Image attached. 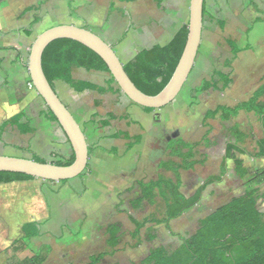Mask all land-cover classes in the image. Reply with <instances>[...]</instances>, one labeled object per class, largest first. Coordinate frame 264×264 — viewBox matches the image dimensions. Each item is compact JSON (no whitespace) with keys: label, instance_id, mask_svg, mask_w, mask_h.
<instances>
[{"label":"rangeland","instance_id":"1","mask_svg":"<svg viewBox=\"0 0 264 264\" xmlns=\"http://www.w3.org/2000/svg\"><path fill=\"white\" fill-rule=\"evenodd\" d=\"M160 1L1 0L0 17L11 25L10 28H31L34 40L44 30L56 25L88 27L112 43L124 64L129 63L139 51L160 44L164 49L161 56L164 66L149 68L145 76L165 84L174 70L169 48L178 46L179 33L189 22L190 5L184 6L181 0ZM223 3L222 11L218 10L216 17L226 22L224 28L217 18L214 21L206 19L193 71L179 96L168 106L147 112L133 102L134 109L130 111L121 105V97L114 93L93 91L84 94L88 113H98L93 114V118L108 116V111L115 114V118L109 117L112 126H106L103 134L121 129L128 130L132 136H142L133 148H128V141L123 137L110 141L105 139L106 135H101L104 145L100 149L99 145L95 146L99 141L88 135L92 153L88 173L83 177L67 182H42V185L24 180L4 189L0 187V264H31L26 260L39 248L44 250L46 244L52 246V253L43 264H86L90 256L104 251L110 255L98 264H141L156 247L164 246L169 252L181 248V236L189 237L195 233L202 218L243 193L245 185L242 184L247 179L231 175L229 181H235V184L229 187L227 183L209 185L193 208L170 222V230L165 224L149 223L138 237L133 235L135 224L130 216L140 221L164 216L165 203L161 198L156 205L145 202L139 208L133 207L132 201L142 195L139 181L155 180L159 175L174 177L171 171L160 167L162 160L170 158L166 150L170 139L183 138L193 145L199 144L196 147L197 158L204 154L208 156L207 162L196 165L194 170L181 171L185 182L182 190L187 196H192L207 175L219 172L227 142L233 138L231 130L234 127L239 126V130L248 135L241 146L249 152L256 149L263 136V122L254 112H240L229 121L207 119L205 116L207 111L218 105L233 106L248 100L263 84L264 78V27L247 33L255 12L245 9L239 12L240 6L236 9L231 5L230 8L224 0ZM38 6V10L21 15L25 8ZM35 19L39 20L36 22ZM13 35L19 37L24 34L18 31ZM229 41L236 42L242 51L235 54ZM228 60L234 69L228 88L223 89L220 81L215 86L202 89L206 82L218 80L217 70H229L226 67ZM74 77L107 86V78L110 79L111 74L78 68ZM114 86L119 87L117 84ZM261 101L264 102V96ZM40 104L47 111L42 98ZM126 112L133 125L126 126L119 119V115ZM41 128L45 134L55 133L50 127ZM207 134V139L215 144L207 146L208 140H204ZM48 138L38 139V144L51 145L47 143ZM25 154L31 156L27 152ZM244 160L251 168L255 164L248 157ZM229 164L233 167V159L228 160ZM37 219L43 223V236L14 243L13 238L19 236L21 224ZM112 224L121 226L120 243L114 248L108 244V227ZM149 234H155L156 238L148 241L146 236Z\"/></svg>","mask_w":264,"mask_h":264},{"label":"trees","instance_id":"2","mask_svg":"<svg viewBox=\"0 0 264 264\" xmlns=\"http://www.w3.org/2000/svg\"><path fill=\"white\" fill-rule=\"evenodd\" d=\"M121 1L132 2L134 0ZM39 8V6L27 7L22 12V15L34 9L38 10ZM38 20L35 19L36 22ZM217 21L223 29L226 22L222 19H218ZM251 29L249 28L247 33ZM27 30L31 34L32 29L29 28ZM187 36L188 25L183 26L179 33L178 46H171L169 48V58L171 64L174 66V70L183 52ZM229 44L235 54L242 51L236 42L229 41ZM247 48H249V45H247ZM163 53L164 49L162 45L157 44L151 48H145L139 51L129 63H123L129 77L137 87L147 94L155 95L159 93L169 82L174 72L173 70L165 84L158 80L151 81L145 76V71L149 70V68H160L164 66L161 58ZM226 67L229 69L228 71L217 70L215 75L218 77V80L214 79V81L206 82L202 89L215 86L220 81L223 82V89H227L232 83L231 74L234 69L231 67L229 60L226 62ZM74 68L110 73L107 64L98 54L77 41L58 39L46 48L43 54V69L52 85H54L55 80H62L79 92L92 90L100 94H115L121 91L119 87L115 88L114 84H117V82L112 75L107 82V86H103L84 79H75L73 75ZM263 96L264 78L263 84L253 92L248 100L241 101L233 106L218 105L215 109L207 111L205 116L207 119L219 118L222 121H229L238 116L242 111L247 113L254 112L262 120L264 128V102L261 101ZM46 107L48 119L58 122L55 114L47 105ZM143 108L147 112H153L155 110L153 108ZM22 117V114L15 117L19 130L23 134L31 132L32 130L29 126L20 124ZM102 125L104 127L109 126L110 121H102ZM112 137H123L127 140L134 139L133 142L127 144L128 148H133L142 138L140 134L132 136L128 132L116 133ZM207 137L208 134L204 137L205 141L208 140ZM231 137L233 138H230L227 142L226 154L220 165L219 172L207 176L203 184L192 196L185 195L181 190L183 185L181 171L193 170L196 165L206 163L207 156L197 158L196 147L199 144L193 145L183 138L170 139L168 141L166 150L170 158L168 160H162L160 163V167L165 171H171L174 177L159 175L155 180L139 181L142 195L132 201V206L139 208L145 202L153 206L157 204L158 198H161L165 203V213L162 218L147 217L142 221L137 220L134 216H130L131 221L135 224L134 237H138L142 229L149 223L165 224L166 228L170 230V222L180 218L188 210L193 208L201 200L203 191L209 185L223 181L224 176L228 172L229 159L234 160L237 175L243 180L247 179L244 184L243 195L232 198L228 202L218 206L205 218H202L196 232L189 237L181 236L183 240L181 248L169 252L164 246L156 247L142 260L141 264H264V214L258 208L259 199H264V168L250 172L243 166L244 161L236 157V153H243L254 158H264V135L257 142L253 154L241 146L248 135L239 130V126L231 130ZM213 144L215 142L213 143L208 140L207 146ZM91 153L92 150L90 148V155ZM32 158L40 162L47 161L37 155H32ZM175 158H178L179 161ZM74 160L75 154L73 152L68 159L58 160L54 163L58 165H70ZM86 173H88V169L79 177H83ZM32 179L36 178L22 173L0 172V184ZM42 225L36 220L24 223L22 228L23 238L31 239L40 236L42 233ZM120 231L121 226L119 224H112L108 227V244L110 247L114 248L119 245ZM155 238V234L146 236L148 241H153ZM140 243L141 239L139 238ZM44 248V250L40 249L37 251L26 261L31 264H43L52 252L51 245H45ZM107 255H110L107 251L92 255L86 264L101 263Z\"/></svg>","mask_w":264,"mask_h":264},{"label":"crops","instance_id":"3","mask_svg":"<svg viewBox=\"0 0 264 264\" xmlns=\"http://www.w3.org/2000/svg\"><path fill=\"white\" fill-rule=\"evenodd\" d=\"M181 1L183 2L184 6L188 4L190 5L191 2V0H181ZM224 2L230 8H232L231 5L235 6L236 9L239 8L240 6V8L238 9L239 12H241L243 9L248 11L250 10L251 12L252 11L255 12V16H253L252 20L249 22L250 23L249 28H252L250 32L252 31L254 32L255 28L264 27V0H229V1L224 0ZM223 5H224L223 0H205L204 25L206 23L207 18L209 21H214L215 18H217L216 14L219 12L218 10H220L221 7H223ZM218 19L220 18H217V20ZM10 26L5 23L3 17H0V155L18 156L25 158H32V155H37L51 162H55L58 160H66L73 153L72 146L69 140L67 139L65 133L61 129L59 123L48 119L47 111H44L40 104V98L42 97L39 95L35 87H32L30 85L32 81H31L28 65H29L32 42L34 40L31 37L33 31L30 34L27 30L28 28L24 27L21 28L20 30L18 28H12V27L10 28ZM249 28H247V30ZM18 31H22L24 35L19 37H14L13 34ZM17 38L20 39V41H17ZM102 38L105 39L111 46H113L112 43L108 41L107 38L103 36ZM76 69L78 68L73 69V75ZM93 71L103 74H110L108 72H103V71H96V70ZM107 79L109 80V78ZM53 87L55 88V90L57 91L58 95L61 97L63 102L67 105L69 110L72 112L74 117L77 119V121L82 125L86 134V138H88V135L94 137L95 138L94 140H96V142L99 141V143L95 142L96 143L95 146L99 145L101 147L100 149H102L103 147L102 145H104L103 138L101 139V135H106L105 139L111 141L114 139H120V138L112 137L116 133H120V132L130 133L128 130H121V129L113 131L112 133H106V134L102 133L103 129L105 130V127L102 125V121L105 120L110 121L109 117L114 116L113 118H115V114L113 111H108L109 112L108 114L110 116L99 115L98 118L95 119L92 117V115L93 114L96 115L98 113L94 112L91 115L88 113L87 107L84 103L83 96L85 93L93 92L92 90H84L83 92H79L74 87H72L71 85L67 84L62 80H55ZM115 95L121 97V101L123 103L121 104L122 106L128 107L130 111L134 109L133 101H131L122 91L115 93ZM19 114L20 115L22 114L23 116L22 120L20 121V124L29 126L32 130L31 132L26 134L21 133V131L18 128V123L15 121L16 120L15 117ZM119 119L121 121H124L126 126L133 125V123L131 122V116H128L127 112L124 114L123 113L120 114ZM39 124H41L43 128H45V126L50 127L51 129L55 130V133L45 134L44 130L41 128V126H39ZM110 125L112 126L111 121H110ZM263 135H264V131H263ZM43 137H49L48 138L49 141L47 143L51 145L41 146L40 144H38L39 143L38 139ZM127 141L129 143L134 140L131 139ZM25 152L31 154V156H28L27 154H25ZM254 152L255 150L250 153L253 154ZM236 157L244 161L243 166L250 172H255L256 170L262 169L264 167L263 166L264 158H254L243 153H238ZM247 157L251 161H253V163H255L253 164L252 168L244 160ZM207 160H208V156H207ZM231 175H233L236 178L235 175H237V173H236L235 163L233 167H231L230 164L228 165V172L224 176L223 181H221L220 183H214L212 185L227 183L229 184L228 187L232 186V184H235V181L230 183L229 179L231 178ZM29 181H33V183L40 185H42V182L50 183V181L41 180L38 178ZM20 182L23 181H15L11 183L0 184V187L1 189H4L10 184H15V183L17 184ZM184 184L185 182L183 180L182 186H184ZM242 185H244V183ZM229 191L230 190H228V192ZM243 193L241 195H243ZM234 197H238V196H234ZM258 208L264 214L263 198L259 199ZM36 221L38 223L43 224L40 219H37ZM27 222L29 221L23 222L21 224L19 230V236L13 238L15 243L16 242L24 243L28 240L43 236L40 235L37 237H33L31 239L23 238L22 228L24 223ZM42 229H43V225L41 227V230ZM40 249L41 248L36 250V252L39 251Z\"/></svg>","mask_w":264,"mask_h":264},{"label":"water","instance_id":"4","mask_svg":"<svg viewBox=\"0 0 264 264\" xmlns=\"http://www.w3.org/2000/svg\"><path fill=\"white\" fill-rule=\"evenodd\" d=\"M204 2L205 0H191L188 36L183 52L169 82L155 95L147 94L137 87L114 47L94 31L73 24H61L40 33L30 52L28 68L31 81L48 108L55 114L72 146L75 160L70 165H58L51 161L40 162L33 158L0 155V172L22 173L41 180L58 182L77 178L88 169L90 148L85 131L58 95L43 69V54L52 42L71 39L85 45L104 60L119 88L131 101L145 108L161 109L179 96L193 71L202 40Z\"/></svg>","mask_w":264,"mask_h":264},{"label":"built area","instance_id":"5","mask_svg":"<svg viewBox=\"0 0 264 264\" xmlns=\"http://www.w3.org/2000/svg\"><path fill=\"white\" fill-rule=\"evenodd\" d=\"M30 85H31L32 87H34L33 83H30Z\"/></svg>","mask_w":264,"mask_h":264},{"label":"flooded vegetation","instance_id":"6","mask_svg":"<svg viewBox=\"0 0 264 264\" xmlns=\"http://www.w3.org/2000/svg\"><path fill=\"white\" fill-rule=\"evenodd\" d=\"M145 258H146V257H145ZM145 258H144V259H145Z\"/></svg>","mask_w":264,"mask_h":264}]
</instances>
